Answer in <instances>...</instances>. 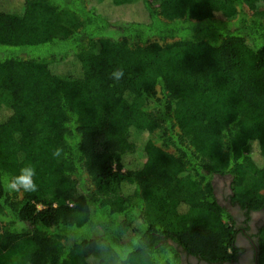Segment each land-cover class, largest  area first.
<instances>
[{"label":"trees","instance_id":"1","mask_svg":"<svg viewBox=\"0 0 264 264\" xmlns=\"http://www.w3.org/2000/svg\"><path fill=\"white\" fill-rule=\"evenodd\" d=\"M4 1L0 264L234 259L213 179L247 218L264 208V0H140L146 22L125 19L134 0L113 19L101 0ZM25 165L37 190L5 191Z\"/></svg>","mask_w":264,"mask_h":264},{"label":"flooded vegetation","instance_id":"2","mask_svg":"<svg viewBox=\"0 0 264 264\" xmlns=\"http://www.w3.org/2000/svg\"><path fill=\"white\" fill-rule=\"evenodd\" d=\"M217 179L218 177L215 176ZM215 186V195L218 198L228 197L227 194H222V189H219V184L217 182H213ZM227 187V184L223 186ZM226 189V188H225ZM222 195V196H220ZM228 198H224L223 203L227 204L234 220H235V228L238 231L235 233V250L236 255L235 258L230 261H224L220 264H258L256 261V233L260 226L264 223V208L259 210L261 213L259 214V218L257 220H253L250 212L249 216L244 214L242 210L237 205H232ZM234 211V212H233ZM237 213V214H234ZM248 230H252L251 234H247ZM196 258V257H193ZM201 264H209L206 261L201 259H197Z\"/></svg>","mask_w":264,"mask_h":264},{"label":"rangeland","instance_id":"3","mask_svg":"<svg viewBox=\"0 0 264 264\" xmlns=\"http://www.w3.org/2000/svg\"><path fill=\"white\" fill-rule=\"evenodd\" d=\"M7 1V2H6ZM7 4V8H14L15 6L18 5V1L14 0L12 2H8V0L4 1ZM97 11L104 13L108 17H111L113 19V10H114V4L112 3L111 0H101L99 3L96 5ZM123 17V16H122ZM125 19L128 20H137V21H143L146 22L148 21L147 13L145 12L143 6L141 5L140 0H134L131 3L126 4V13H125ZM61 70L64 72H78L79 71V63L75 62L73 64H66L61 66ZM218 177V176H217ZM229 177H218V179L215 177L213 179V182H217L219 185V189H222V194H228L229 193V186L228 182ZM227 184V187H223ZM222 196V195H220ZM218 201L221 203L224 201V198H218ZM234 212V211H233ZM260 211H256L254 213H251L252 219L257 220L259 218ZM237 214V213H234ZM238 231V229H237ZM251 234L252 230H248L247 234ZM182 261L184 264H201L200 261H197L196 258H193L191 256H182Z\"/></svg>","mask_w":264,"mask_h":264},{"label":"clouds","instance_id":"4","mask_svg":"<svg viewBox=\"0 0 264 264\" xmlns=\"http://www.w3.org/2000/svg\"><path fill=\"white\" fill-rule=\"evenodd\" d=\"M124 75L123 69L117 68L111 74V78L114 81H119ZM62 149L57 147L53 149L52 155L54 158L61 156ZM36 176V170L32 165H25L21 167L17 174L11 176H5L3 187L7 192H35L37 190V184L34 180Z\"/></svg>","mask_w":264,"mask_h":264}]
</instances>
